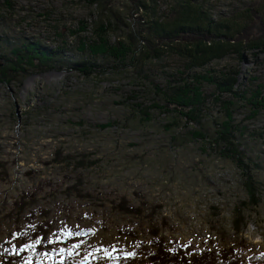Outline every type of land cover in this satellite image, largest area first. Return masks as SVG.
<instances>
[{"label":"rangeland","instance_id":"1","mask_svg":"<svg viewBox=\"0 0 264 264\" xmlns=\"http://www.w3.org/2000/svg\"><path fill=\"white\" fill-rule=\"evenodd\" d=\"M159 1L169 16L177 0ZM190 1L231 21L264 15V0ZM110 2L130 20L131 0ZM96 11L92 0H0L2 39L26 37L67 47L60 68L0 83V160L9 174L0 178V264H66L68 255L76 264H117L119 256L132 254L142 241L149 245L152 238L148 212L136 216L112 206L121 196L134 206L143 199L161 204L152 221L167 220L163 234L169 242L217 251L233 246L245 257L264 253V111L254 118L247 108L235 114L236 123L247 126L242 143L262 191L259 206L245 209L248 224L237 233L235 208L248 199L238 166L202 139H187L191 128L184 120L177 118L181 126L166 129L172 115L151 109L154 102L166 103L154 84L161 88L178 77L184 60L175 55L150 63L139 76L132 75V67L120 73L112 65L102 76L84 75L81 46L93 40L84 22H91ZM0 49L3 54L10 47ZM222 70L239 72L240 89L264 85V52L245 50L242 58L232 53L202 72ZM203 89L211 93L215 86L205 83ZM139 103L151 109L152 119L145 120ZM211 107L216 114L219 109ZM109 121L115 124L91 126ZM82 153L97 163L77 168L74 158H65ZM79 176V187L90 197L69 190ZM16 200L31 203L18 214ZM44 219L51 230L41 240L30 232ZM129 229L138 234H124Z\"/></svg>","mask_w":264,"mask_h":264},{"label":"trees","instance_id":"2","mask_svg":"<svg viewBox=\"0 0 264 264\" xmlns=\"http://www.w3.org/2000/svg\"><path fill=\"white\" fill-rule=\"evenodd\" d=\"M131 2L133 11L128 20L111 5L110 0H92L97 11L91 22H84V30L91 26L93 40L83 42L81 46V70L86 76H102L109 69L107 65L117 66L116 70L120 73L129 72L132 67V75L139 76L150 63L161 62L175 55L184 60V69L178 77L167 80V84L161 88L154 84L157 94L166 103L154 102L151 109L172 115L173 120L165 124L166 129L179 128L182 123L177 118L184 120V126L192 129L186 132L187 139H202L214 151L230 158L238 166L248 195V199L240 201L235 208L233 227L239 233L248 224L245 209L259 206L262 191L251 164L253 159L242 143L247 126L236 123L235 114L242 108L249 109L252 118L263 112L264 85L240 89L237 70H222L214 75L210 71H202L213 61L222 60L232 53L242 58L245 50L264 52V15L254 14V18L248 17L243 22L231 21L230 18L213 14L204 3L177 0L171 14L166 16L160 10L159 0ZM63 44L52 46L40 39L0 37V48L3 45L10 47L8 53L0 52V59L4 62L0 67V83H9L32 71L60 68L66 61L64 55L67 47ZM205 83L214 85L215 90L205 93ZM210 104L219 109L216 114ZM145 107L143 103L137 104L145 120H150L153 114L150 108ZM114 124V121H109L91 126L103 129ZM174 137L177 138L176 135ZM65 158H74L77 168L97 163V159H89L86 153L79 157L67 154ZM8 176L6 161L0 160V178L4 180ZM80 177L69 190H74L81 197H90L89 192L83 193L79 187L82 184ZM15 202L18 214L31 203L25 200ZM112 206L122 213L143 216L148 212L151 217L148 231L152 238L149 245L142 241L132 254L119 256L117 264H264L263 252L245 257V252H238L233 246L217 251L210 245L192 248L190 245L169 242L163 234L167 220L164 219L162 224L152 221L161 204L152 205L143 199L139 206H134L125 196H121L112 200ZM41 214L46 217L48 212L42 210ZM29 222H32L31 219ZM39 223L30 234L45 240L51 224L48 219ZM123 232L131 236L138 234L132 229ZM38 248L43 249L42 246ZM68 256L66 264H76L71 260V255Z\"/></svg>","mask_w":264,"mask_h":264},{"label":"water","instance_id":"3","mask_svg":"<svg viewBox=\"0 0 264 264\" xmlns=\"http://www.w3.org/2000/svg\"><path fill=\"white\" fill-rule=\"evenodd\" d=\"M4 62L2 59H0V67L3 66Z\"/></svg>","mask_w":264,"mask_h":264},{"label":"snow or ice","instance_id":"4","mask_svg":"<svg viewBox=\"0 0 264 264\" xmlns=\"http://www.w3.org/2000/svg\"><path fill=\"white\" fill-rule=\"evenodd\" d=\"M68 235H72V233H68ZM36 243H40V241L37 240ZM69 254H71V253H69Z\"/></svg>","mask_w":264,"mask_h":264}]
</instances>
